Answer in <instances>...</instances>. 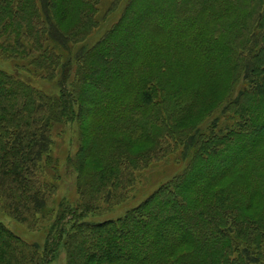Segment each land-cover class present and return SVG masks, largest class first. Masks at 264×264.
<instances>
[{
    "label": "trees",
    "instance_id": "obj_1",
    "mask_svg": "<svg viewBox=\"0 0 264 264\" xmlns=\"http://www.w3.org/2000/svg\"><path fill=\"white\" fill-rule=\"evenodd\" d=\"M143 1L128 0L86 47L106 0H0V56L28 61L36 77L69 74L55 51L83 43L77 84L59 98L0 70L6 213L31 229L52 217L57 190L42 163L74 104L86 141L79 202H61L42 251L0 222V264H50L61 245L67 264H264V0ZM173 155L187 161L182 175L123 217L84 220Z\"/></svg>",
    "mask_w": 264,
    "mask_h": 264
},
{
    "label": "rangeland",
    "instance_id": "obj_2",
    "mask_svg": "<svg viewBox=\"0 0 264 264\" xmlns=\"http://www.w3.org/2000/svg\"><path fill=\"white\" fill-rule=\"evenodd\" d=\"M151 1L152 0H144L143 2ZM127 2L128 0H124L121 5L111 9V0H106L104 5L100 8L99 27H97L88 37L87 41L84 42L86 47L95 46L121 21L123 12L127 7ZM160 19L161 17H156V20L160 21ZM133 43L134 42L127 47L126 53L124 54L127 57L131 55L130 52L132 51V48L140 46V36L135 38V45ZM65 47L66 48H57L55 52L57 55L61 56V65L65 62L71 61L70 72H68L69 74H66L63 71L58 70L59 74L62 72L63 74L58 75L55 80H47L46 77L43 76L36 77L33 73L34 66H28V61L7 60L2 56H0V70L11 75L19 76L35 89L40 90L53 98H59L62 95V86L64 83L68 87H71L75 86V83L77 82V54L83 48V43L74 45L70 49H67V46ZM25 66L28 69H24ZM211 96L216 97L214 94ZM74 110L76 112L75 120L71 122L64 121L55 125L52 134L53 145L42 163L43 169L40 174V176L42 175L41 178L43 177L45 181L56 186L57 190L55 206L53 209L55 212L52 217L46 219L41 218L38 227L31 229L26 224L10 217L6 213L0 197V222L28 244L39 246L41 251L44 249L50 233L54 232L52 228L55 224V218L59 212L58 206L61 202L64 201L72 207L79 202L78 155L81 150V142L86 141L84 124L79 122L80 117L78 119V104H74ZM220 116L221 115L218 114L215 115L214 118L208 119L201 128L206 129L210 126L213 120ZM220 122L222 124L224 123V120L221 119ZM232 123L233 122H229V125H232ZM47 158H49L48 164ZM186 167L187 161H182L179 156L174 155L166 160L154 162L147 170L136 175V184L132 190L128 192V196L123 202L112 207L103 205L100 212L87 216L84 220L90 223H102L123 217L128 211L139 206L144 200L156 192L161 185L182 175L185 172ZM50 264H67L66 252L62 245L55 252V256Z\"/></svg>",
    "mask_w": 264,
    "mask_h": 264
}]
</instances>
